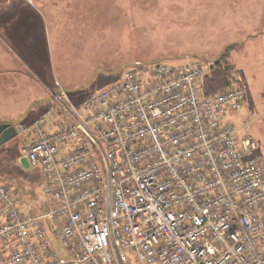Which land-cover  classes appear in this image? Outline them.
<instances>
[{
  "label": "built area",
  "instance_id": "2783aa9c",
  "mask_svg": "<svg viewBox=\"0 0 264 264\" xmlns=\"http://www.w3.org/2000/svg\"><path fill=\"white\" fill-rule=\"evenodd\" d=\"M206 72L131 65L21 126L20 156L54 204L25 214L0 180V264H264V169L232 120L245 92L204 97Z\"/></svg>",
  "mask_w": 264,
  "mask_h": 264
},
{
  "label": "rangeland",
  "instance_id": "374dc122",
  "mask_svg": "<svg viewBox=\"0 0 264 264\" xmlns=\"http://www.w3.org/2000/svg\"><path fill=\"white\" fill-rule=\"evenodd\" d=\"M229 46L236 85L245 92L232 120L256 139L264 169V0H0V122L18 119L59 87L87 86L94 75L83 95L69 98L94 97L132 63L192 59L206 68ZM48 104L15 126L29 125ZM24 140L19 133L0 145V180L23 198L28 214L54 200L45 194L42 168L17 161Z\"/></svg>",
  "mask_w": 264,
  "mask_h": 264
},
{
  "label": "trees",
  "instance_id": "16d2710c",
  "mask_svg": "<svg viewBox=\"0 0 264 264\" xmlns=\"http://www.w3.org/2000/svg\"><path fill=\"white\" fill-rule=\"evenodd\" d=\"M232 49L233 46L227 47L219 59L209 63L208 71L200 84L201 93L204 97L212 98L236 85L235 67L228 60V54Z\"/></svg>",
  "mask_w": 264,
  "mask_h": 264
},
{
  "label": "water",
  "instance_id": "95a60500",
  "mask_svg": "<svg viewBox=\"0 0 264 264\" xmlns=\"http://www.w3.org/2000/svg\"><path fill=\"white\" fill-rule=\"evenodd\" d=\"M122 69H120L119 71H121ZM98 69L96 70L97 73ZM95 75L93 76L91 82L85 86V87H80L79 89H86L87 87H89L92 84V81L94 79ZM65 91H71L67 88H64ZM61 91V89H58L55 93H59ZM73 91V90H72ZM51 97H48L46 99H42V100H35L33 101L27 108L26 110L23 112V114L16 120H8V121H1L0 122V145L7 143L8 141L12 140L13 138H15L17 136V130L15 125L20 124L30 113V111L41 105L44 103H48L51 101ZM21 164L28 168L29 167V163L27 161V159L25 157H22L20 159Z\"/></svg>",
  "mask_w": 264,
  "mask_h": 264
},
{
  "label": "crops",
  "instance_id": "0c3cea01",
  "mask_svg": "<svg viewBox=\"0 0 264 264\" xmlns=\"http://www.w3.org/2000/svg\"><path fill=\"white\" fill-rule=\"evenodd\" d=\"M77 95H78V94H77V93H75V94H74V97L76 98V96H77ZM42 96L44 97V95H42ZM30 104H31V103H30ZM41 105H42V104H41ZM41 105H39L37 108H39ZM47 105H49V104L47 103ZM28 106H29V105H28ZM28 106H27V107H28ZM45 107H46V105H44V108H43V110H44V109H45V110H44L43 112H45V111H46V108H45ZM47 111H48V110H47ZM47 111H46V112H47ZM43 112H42V113H43ZM39 116H40V115H39ZM35 120H36V119H35ZM35 120H34V121H35Z\"/></svg>",
  "mask_w": 264,
  "mask_h": 264
}]
</instances>
